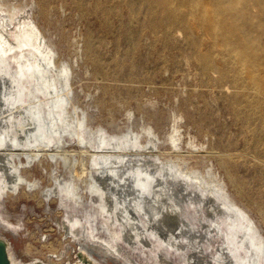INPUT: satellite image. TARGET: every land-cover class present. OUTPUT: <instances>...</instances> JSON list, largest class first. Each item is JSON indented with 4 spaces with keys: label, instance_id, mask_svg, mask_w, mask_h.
Listing matches in <instances>:
<instances>
[{
    "label": "bare ground",
    "instance_id": "obj_1",
    "mask_svg": "<svg viewBox=\"0 0 264 264\" xmlns=\"http://www.w3.org/2000/svg\"><path fill=\"white\" fill-rule=\"evenodd\" d=\"M50 1L38 0L43 18L49 15ZM139 2L164 34L186 31L202 72L218 73L234 89L252 90L234 94L233 108L252 134L246 154L264 164V0ZM8 3L0 0V204L25 199L41 207L45 198L51 204H80L94 211L88 201L95 200L96 215L109 236L108 242L95 234L89 240L81 237L87 226L71 216L61 233L66 240L38 238V248L32 242L36 233L30 232L24 242L25 235L0 214V240L10 263L139 264L132 253L127 255L126 245L147 257L154 254L149 258L156 264H174L167 257L171 253L181 257L182 264H264V234L250 214L254 201L237 185L238 196L248 200L245 207L231 195L213 164L201 166L197 159H206L210 150L192 142L193 137L186 142L178 125L182 116L175 114L166 137L150 125L134 128L130 116L128 127L118 132L91 126L88 111L76 101L72 64L61 58L40 26L36 1ZM96 5L104 13L133 8L130 0H97ZM153 29L156 35L157 26ZM201 29L212 37L205 49L195 36ZM142 32L131 33L134 43ZM94 40L89 34V55L97 70L105 72L102 59L91 50ZM93 128L96 133H91ZM67 139L77 144L69 146ZM223 165L229 168L231 163ZM40 166L48 184L36 176ZM191 207L200 214L206 209L201 228L186 216ZM93 228L97 231L99 226ZM49 229L45 238L56 231ZM215 239L224 245L211 250L208 260L201 243Z\"/></svg>",
    "mask_w": 264,
    "mask_h": 264
},
{
    "label": "rangeland",
    "instance_id": "obj_2",
    "mask_svg": "<svg viewBox=\"0 0 264 264\" xmlns=\"http://www.w3.org/2000/svg\"><path fill=\"white\" fill-rule=\"evenodd\" d=\"M4 1L12 5L36 1L35 12L38 14V0ZM96 1L51 0L49 15L43 18L38 14L40 26L52 39L61 58L68 59L72 64L76 101L82 109L88 111L90 125L96 127L100 124L110 132H118L128 127L127 120L131 117L130 123H133L134 128L141 130L144 125H150L161 137H166L173 130L174 116L181 115L183 119H179L178 125L184 132L186 142L203 144L210 150L206 159L199 157L197 161L201 166L213 164L225 180L231 195L248 207V200L239 197L236 192L240 184L243 192L254 201L250 214L264 234V164L261 159L246 154V144L252 134L247 131L245 123L237 117L233 108L234 94L251 93L252 90L234 89L231 82L218 73L202 72L186 39V31L164 34L159 27L161 24L158 26L149 20L146 7H142L139 0H130L133 3L131 11L122 6L106 13L96 5ZM157 8L161 10V7ZM184 11L188 12L189 9L184 8ZM192 22L195 23L196 19ZM155 26L156 35L153 29ZM139 31H143L141 37L134 43L131 35ZM254 33L255 36L259 34ZM89 34L95 36L91 50L102 59L107 69L105 72L97 70L89 55ZM195 36L202 41V49L212 41V37L202 29ZM262 38L264 45V34ZM214 50L220 52L221 48L216 46ZM95 130L93 128L91 133H96ZM75 144L76 140L67 139V145ZM234 153L239 155L235 156L237 154ZM224 162L231 163V166L226 168ZM35 173L43 179L44 185L49 183L45 168L40 166L35 169ZM44 200L46 204L41 207L35 201L25 199L14 204H0L1 216L18 233L25 235L24 242L29 239L30 232L36 233L32 242L38 248L41 247L36 242L38 238L42 242L48 238L66 240V235L62 237L61 233L64 232L65 223L71 224V216L79 217L82 225L87 226L86 234H81V237L89 240L95 234L102 240L109 239L102 230L100 214L96 215L95 200L88 201L94 211L88 207H79L80 204L65 207L60 202L51 204L50 199ZM60 208L62 211L58 213ZM205 214L206 209L200 214L191 207L186 216L193 226L201 228L200 218L205 219ZM244 224L247 226V222ZM94 225L102 231L99 228L96 231ZM51 226L56 231L45 238L44 232L50 230ZM24 230L26 233H23ZM222 245L224 243L221 239L211 243L204 241L201 249H206L209 254L207 259L211 260V250L216 252ZM125 249L127 255L130 257L132 253L139 264H156L152 260L154 254L147 257L143 252L126 245ZM34 250L37 252L42 249ZM167 257L174 264H182L183 259L178 255L171 253Z\"/></svg>",
    "mask_w": 264,
    "mask_h": 264
},
{
    "label": "water",
    "instance_id": "obj_3",
    "mask_svg": "<svg viewBox=\"0 0 264 264\" xmlns=\"http://www.w3.org/2000/svg\"><path fill=\"white\" fill-rule=\"evenodd\" d=\"M0 264H11L7 256L6 245L2 240H0Z\"/></svg>",
    "mask_w": 264,
    "mask_h": 264
}]
</instances>
